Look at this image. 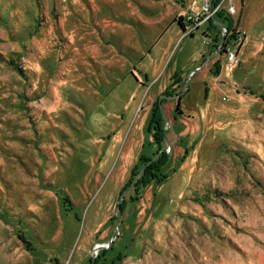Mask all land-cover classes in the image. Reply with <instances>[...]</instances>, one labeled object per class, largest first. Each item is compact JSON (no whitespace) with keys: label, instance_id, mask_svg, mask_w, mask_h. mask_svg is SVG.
Returning a JSON list of instances; mask_svg holds the SVG:
<instances>
[{"label":"rangeland","instance_id":"374dc122","mask_svg":"<svg viewBox=\"0 0 264 264\" xmlns=\"http://www.w3.org/2000/svg\"><path fill=\"white\" fill-rule=\"evenodd\" d=\"M0 264H264V0H0Z\"/></svg>","mask_w":264,"mask_h":264},{"label":"trees","instance_id":"16d2710c","mask_svg":"<svg viewBox=\"0 0 264 264\" xmlns=\"http://www.w3.org/2000/svg\"><path fill=\"white\" fill-rule=\"evenodd\" d=\"M215 4H218V2H215ZM213 18L214 17L212 16V19ZM181 19H182V16H178V17L174 18V20H177L180 23H181ZM221 24L223 25V27L226 28V30L233 31L232 30L233 29L232 28V25H233L232 18H229V17L226 18V21H221ZM233 37H234V34L231 33L230 38H228V39L231 40V39H233ZM223 46H225V41L222 42V47ZM220 47H221V45H220ZM222 50H224V49H222ZM218 64H219L218 61H216L214 63V70L213 71L215 73H218L217 72L218 71L217 70ZM179 99H180V96H178V104L176 105L175 110L177 113L181 114L182 110L180 108ZM160 101H161V98H160ZM161 121L162 120H161V116H160V105L158 104V101H156L155 106H153L151 109L150 118L146 124V130L148 133L152 134V138L158 146L161 145V143L163 142L164 136H165L164 135L165 134V128H164L165 126L163 124L161 125ZM167 158H168V155L160 154L155 161H152L148 164L146 163V161L148 162L150 159L145 158V162L143 164L146 165L145 168H147V169H145V171L142 173V175L138 179H136L137 185H139L140 187H145V185L147 183H149L150 180L154 179L153 176H156V179L158 181H160L162 179L161 177H163V176L159 177V174L158 173L156 174V172H159L160 166H162L166 162ZM135 174L133 173L132 175L135 176ZM130 182H131V179L129 180V183Z\"/></svg>","mask_w":264,"mask_h":264},{"label":"built area","instance_id":"2783aa9c","mask_svg":"<svg viewBox=\"0 0 264 264\" xmlns=\"http://www.w3.org/2000/svg\"><path fill=\"white\" fill-rule=\"evenodd\" d=\"M228 53H229V52H228ZM233 58H234V55H233L232 52H230L229 55H228V60H233Z\"/></svg>","mask_w":264,"mask_h":264},{"label":"crops","instance_id":"0c3cea01","mask_svg":"<svg viewBox=\"0 0 264 264\" xmlns=\"http://www.w3.org/2000/svg\"><path fill=\"white\" fill-rule=\"evenodd\" d=\"M209 60L211 61V63H213V62H212V58H210ZM207 62H208V60L205 61V63H207ZM218 65H219V64H218ZM218 68H219V66H218ZM199 69H201V68H199ZM190 73H193V70H192ZM190 73H189V74H190Z\"/></svg>","mask_w":264,"mask_h":264}]
</instances>
